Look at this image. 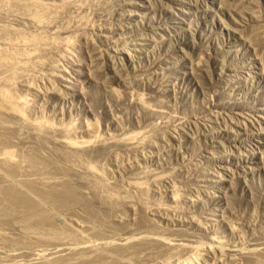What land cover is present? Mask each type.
Listing matches in <instances>:
<instances>
[{
  "label": "rangeland",
  "instance_id": "obj_1",
  "mask_svg": "<svg viewBox=\"0 0 264 264\" xmlns=\"http://www.w3.org/2000/svg\"><path fill=\"white\" fill-rule=\"evenodd\" d=\"M0 107V264H264V0H0Z\"/></svg>",
  "mask_w": 264,
  "mask_h": 264
},
{
  "label": "bare ground",
  "instance_id": "obj_2",
  "mask_svg": "<svg viewBox=\"0 0 264 264\" xmlns=\"http://www.w3.org/2000/svg\"><path fill=\"white\" fill-rule=\"evenodd\" d=\"M3 95H4V92H3ZM3 95L1 94L2 97H3ZM5 95H6V96H5L4 100L7 99L6 97H8V96H7L8 94L5 93ZM2 99H3V98H2ZM23 99H24V98H23ZM23 99H22V100H23ZM8 100H9V99H8ZM25 100H26V99H25ZM27 100H28V99H27ZM27 100H26V102H27ZM6 101H7V100H6ZM26 102H25V103H26ZM23 104H24V103H23ZM26 105H27V104H26ZM1 106H3V105H1ZM0 108H1V107H0ZM198 247H199V246H198ZM198 247H195V248H197V250H198ZM200 247H201V246H200ZM199 249H200V248H199ZM201 249H202V248H201ZM194 250H195V249H194ZM199 251H200V250H198V252H199ZM201 251H202V250H201ZM195 252H196V250H195ZM195 252H194V253H195ZM198 252H197V253H198ZM194 253H193V254H194ZM199 253H200V252H199ZM196 256H197V255H195V257H196ZM199 256H200V255H199ZM193 257H194V256H193ZM197 258H199V257H197ZM195 260H197V259H195ZM188 261H189V260H188ZM190 261H191V258H190Z\"/></svg>",
  "mask_w": 264,
  "mask_h": 264
}]
</instances>
